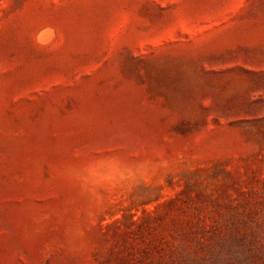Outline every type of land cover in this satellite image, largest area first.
<instances>
[{
    "label": "rangeland",
    "instance_id": "1",
    "mask_svg": "<svg viewBox=\"0 0 264 264\" xmlns=\"http://www.w3.org/2000/svg\"><path fill=\"white\" fill-rule=\"evenodd\" d=\"M0 264H264V0H0Z\"/></svg>",
    "mask_w": 264,
    "mask_h": 264
}]
</instances>
